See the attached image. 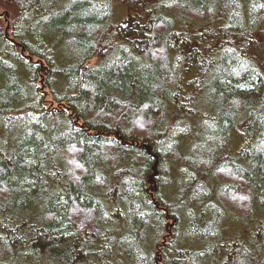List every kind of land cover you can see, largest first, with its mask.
I'll return each mask as SVG.
<instances>
[{
  "label": "trees",
  "instance_id": "trees-1",
  "mask_svg": "<svg viewBox=\"0 0 264 264\" xmlns=\"http://www.w3.org/2000/svg\"><path fill=\"white\" fill-rule=\"evenodd\" d=\"M2 1L0 264H264V0Z\"/></svg>",
  "mask_w": 264,
  "mask_h": 264
},
{
  "label": "rangeland",
  "instance_id": "rangeland-1",
  "mask_svg": "<svg viewBox=\"0 0 264 264\" xmlns=\"http://www.w3.org/2000/svg\"><path fill=\"white\" fill-rule=\"evenodd\" d=\"M3 1L2 0H0V13L2 14V16H0V25L2 26V28L4 27L5 28V25H7V27H9V23H11L12 22V19H13V16H14V11H13V9H12V7H9V6H2V3ZM7 12H9V14H8V17L7 16H5V15H7ZM4 30V29H3ZM260 51H262L261 53H264V46H261L260 47ZM28 75H29V73H28ZM39 75H41V77L44 79V81H45V79H46V72H45V70H41L40 71V74ZM30 78H28L29 79V81L31 80V78H33V76H32V74L29 76ZM39 76H38V85H41V83H40V80H39ZM46 89H47V92H46V94H45V102H46V104H47V106H49V104L50 103H53V105H55V106H58L59 104H58V102L57 101H55V102H51V99H53V97H52V92H51V89H50V87H46ZM148 146H149V148H148ZM148 146H146L149 150H151L152 149V144L151 143H149L148 142ZM238 158V157H237ZM239 159V158H238ZM242 162H244V159H242L241 160ZM176 176L178 177V175L176 174ZM149 179H150V177H149ZM172 189V191H170L169 190V193H167V195L169 196V197H174L173 196V194L175 193V190H176V188L175 187H173V188H171ZM240 219H239V222L240 223H242V222H245V221H247V220H245V221H243L242 219H241V217H239ZM168 220H170V223L172 222V219L171 218H167ZM236 222L238 223V219L236 220ZM236 223V224H237ZM183 224V223H182ZM239 224V223H238ZM168 226H170V225H168ZM247 226L248 225H245V228H247ZM243 227H242V224H241V228L240 229H242ZM164 236H165V239H167V241L168 240H170L171 238H175V236H176V233H177V227L174 225L173 227L172 226H170L169 228L166 226L165 227V229H164ZM232 231H234V230H231V232ZM167 233H169L168 235H167ZM162 240L163 239H161L159 242H158V244H157V246L159 245H161L162 244Z\"/></svg>",
  "mask_w": 264,
  "mask_h": 264
},
{
  "label": "water",
  "instance_id": "water-1",
  "mask_svg": "<svg viewBox=\"0 0 264 264\" xmlns=\"http://www.w3.org/2000/svg\"><path fill=\"white\" fill-rule=\"evenodd\" d=\"M8 14H9V12H7V15H6V16H8ZM0 15H1V13H0ZM144 144L147 145L148 143H147V142H144ZM148 147H149V146H148ZM155 164H156V163H155Z\"/></svg>",
  "mask_w": 264,
  "mask_h": 264
}]
</instances>
